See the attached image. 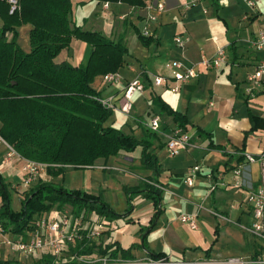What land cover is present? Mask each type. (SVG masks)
<instances>
[{
    "label": "crops",
    "instance_id": "1",
    "mask_svg": "<svg viewBox=\"0 0 264 264\" xmlns=\"http://www.w3.org/2000/svg\"><path fill=\"white\" fill-rule=\"evenodd\" d=\"M70 1L76 26L100 32L111 41H120L128 52L118 70L120 83L108 85L98 76L91 84L92 89L100 97L118 98L128 82L137 78L143 85V90L132 97V112L112 111L105 126L141 139L148 129L145 125L154 116L159 117V132H153L157 141L152 150L162 168L158 176L162 194L160 214L146 233L147 251L163 254L170 264H219L230 258L249 261L257 251L262 253L263 243L247 230L251 214L246 192L262 182L263 168L259 162L238 161V157L242 153L254 157L264 153V76L251 94L247 92L249 76L257 63L264 61V47L257 50L251 44L264 28V0H255L253 8L243 0H137L141 6L96 0ZM158 3L164 5L162 12L156 8ZM149 16L155 20L148 21ZM2 25L0 17V28ZM144 28L152 33L151 37L141 35ZM20 29L29 42L31 26L18 27V36ZM175 37L185 42L183 48L177 47ZM17 43L24 52H29V43L21 45L19 37ZM218 49L224 52L223 61L211 69L202 66L201 60L214 58ZM91 52L90 45L73 39L55 61L86 65ZM172 61L197 74L180 84L177 93L168 89L175 84L171 78L166 86L152 84L153 76H170ZM154 97L184 115L189 122L186 132L190 146L186 150L168 154L165 137L176 126L173 117L152 102ZM197 129L209 138L197 136ZM209 144L215 148L209 149ZM5 153L6 148L0 146V165H5ZM226 154L233 156L230 165H227ZM17 163L19 174L7 168L9 170L1 174L4 179L21 180L22 161L18 159ZM237 163L242 164L239 188L233 186L234 176L230 170ZM194 166L199 167L196 173L192 172ZM73 169L65 167L64 177H70L67 187L100 194L120 215L128 208L122 187L135 186L151 176V171L141 168L139 147L132 153L121 151L115 157L99 159L85 170ZM192 175V185L188 186L185 180ZM211 186L215 187L212 193ZM131 204L132 212L127 219L132 223H127L125 218L104 221L103 245L116 243L128 249L140 243V232H143L140 230L148 227L155 209L152 202L141 195ZM185 214L196 216L195 230L180 222V216ZM224 239L227 252L219 247ZM236 240L238 245H233ZM132 254L135 259L148 258L144 249L133 250Z\"/></svg>",
    "mask_w": 264,
    "mask_h": 264
},
{
    "label": "trees",
    "instance_id": "2",
    "mask_svg": "<svg viewBox=\"0 0 264 264\" xmlns=\"http://www.w3.org/2000/svg\"><path fill=\"white\" fill-rule=\"evenodd\" d=\"M96 1L141 6L137 0ZM17 3L19 9L10 13L8 4L0 0L3 22L0 28V137L22 159L46 164L45 176L52 180L62 176L67 166L75 169L92 167L99 159L115 157L121 151L132 153L138 147L141 168L151 171V176L135 186L122 187L128 208L120 215L100 194L64 189L43 177L25 190L20 208L14 211L5 179L0 174V225L3 231L25 236L35 221L48 217L52 210L59 213L69 206L78 219L89 221L85 231L94 228L91 222L97 221L100 223L97 228L103 229L102 233L106 226L104 221L125 218L127 223H132L127 219L132 212L131 202L141 195L152 202L155 211L148 227L140 230L143 231L140 232V243L123 249L116 243L103 245L98 240L77 241L65 246L61 259L72 264L76 261L75 255L133 260L132 251L144 249L148 258L168 262L163 254L147 251L145 241L146 233L160 214L162 185L158 176L162 168L152 150L157 141L156 134L146 128L143 137L137 139L121 129L105 126L112 111L101 106L96 100L100 94L91 87L96 77L118 72L123 57L128 53L126 47L120 41L105 38L100 32L76 26L70 0H17ZM25 24L31 26L29 52H24L17 43V28ZM139 38L147 44L144 38ZM73 39L91 46L86 65L74 66L67 61H55ZM152 102L173 117L176 128L187 133L189 122L184 115L173 111L158 97H154ZM196 132L197 136L209 138L198 129ZM212 147L215 148L208 145L209 149ZM226 155L227 165H230L233 156ZM238 158V161L244 159L242 154ZM90 215H94V220L88 219ZM260 254L257 251L251 259L256 260ZM41 256L37 260L39 264H63L54 262L48 253ZM0 264L11 263L0 260Z\"/></svg>",
    "mask_w": 264,
    "mask_h": 264
},
{
    "label": "built area",
    "instance_id": "3",
    "mask_svg": "<svg viewBox=\"0 0 264 264\" xmlns=\"http://www.w3.org/2000/svg\"><path fill=\"white\" fill-rule=\"evenodd\" d=\"M9 6V12L13 13L19 9L17 0H4ZM251 8L255 7V0H243ZM158 11L164 10L163 4H156ZM153 16L148 17V21H153ZM141 35L145 38L151 37L152 33L144 28L141 31ZM174 42L179 48H183L185 42L180 37H175ZM252 46L260 50L264 47V28L261 29L251 41ZM224 59V52L221 49L217 50V54L214 58H203L201 60L202 66L206 69L217 67ZM171 74L169 77L156 75L152 78V84L154 86H166L168 79L171 78L175 81L173 86L168 89L177 93L180 90V84L191 80L196 77V73L192 69L183 68V66L176 61L170 63ZM264 76V61H259L255 66L252 74L249 76L248 81L250 87L247 89L248 94H251L252 89L258 87L263 80ZM102 81L108 85H116L120 83L121 76L118 72L107 73L102 76ZM143 85L139 79H134L127 83L125 89L118 98L115 97H98L96 100L102 107L111 111H120L124 114H129L132 110V97L135 92L142 91ZM150 131L159 132V117L154 116L149 123L145 125ZM0 146L6 148L5 159H10L13 156H17L22 161L21 173H22V185L29 187L34 184L41 176L46 173V164L37 163L30 160H25L19 157L15 151L0 137ZM190 146V138L187 133L181 129L175 128L170 135L165 137V147L170 155H175L178 151L186 150ZM247 163L259 162L263 168L264 173V153L259 157H254L249 154H243ZM199 171L198 166H194L193 173ZM242 172V164L237 165L233 170L234 176L233 186L239 188L241 182L238 177ZM192 176L186 178L185 182L188 186L192 185ZM214 186H211V192L214 190ZM246 204L250 208L251 223L248 227V232L255 236L263 243V251L256 260L250 259L244 261L240 258H230L219 264H264V176L262 182L256 186L251 187L246 192ZM57 213V212H55ZM195 215H181L180 222L184 224L188 229L195 230L197 228L195 222ZM87 225L83 224L81 219H78L72 210L63 209L57 213V217L40 218L35 221L33 228L26 233L25 236L16 235L15 240L6 238V234L0 225V241L2 244L8 246L9 250L14 254L33 256L42 255L48 253L54 258V260L61 259L63 256V250L68 244H74L77 241L83 240L97 241L101 235V230L97 227L91 228L87 231L85 229ZM75 257V263L73 264H170L164 259L154 260L150 258H144V260H129L122 259L120 257L110 256H92V257ZM63 264H72L65 263ZM58 263V262H56Z\"/></svg>",
    "mask_w": 264,
    "mask_h": 264
},
{
    "label": "rangeland",
    "instance_id": "4",
    "mask_svg": "<svg viewBox=\"0 0 264 264\" xmlns=\"http://www.w3.org/2000/svg\"><path fill=\"white\" fill-rule=\"evenodd\" d=\"M22 30L23 29H20V31H19V34H20L18 36L19 37V43L21 45H25V44H28L29 42H28L27 35L24 36L22 34ZM131 112H132V110H131ZM17 162H18L17 156H13L10 159H5L4 160V164L7 165V166H10V167H6L5 165H0V174H2L3 172H6L10 168L15 170L16 174H19V171H18L19 163H17ZM7 168H9V169H7ZM20 169H21V163H20ZM85 169H87V168H81V169H75L74 168L73 170L74 171L75 170L81 171V170H85ZM64 174L65 173L63 172L62 176L57 177V178H55L53 180L50 179V178H47V176H45V175H43L41 177H43L44 180H52L54 184L60 185L64 189H69L70 190V188L66 186L67 183H68V182H66L68 180L67 178H70V177H66V175L64 177ZM21 175H22V173H21ZM62 178H64L63 181H62ZM22 180H23L22 176H21V180H18V181L5 179L6 189H7V192L9 194V197H10L11 208L14 211H17L20 208V202L22 201V199L24 197V194L26 192L25 190L28 188V187H24L22 185ZM72 181H73V179H72ZM65 209H67L69 211L72 210L69 206H66ZM51 212H52L51 214L47 215L48 217H52V216L53 217H57V213H55L54 210H52ZM89 218L94 220V215L88 216V219ZM88 223H89V221H87V220H85L83 222L84 225H88ZM91 223H92L93 227H98L97 225L100 224L97 221H94V222H91ZM100 230H103V229H100ZM104 235H105V233L102 232L100 237H99V239H98L99 243H103V236ZM6 238H8L10 240H15L16 239V235H13L11 233H7L6 234ZM226 241L227 240L224 239V241L219 243V247H223V250H225L227 252L228 251V247H227V242ZM237 242H238V240H236V243L233 242V245H235V244L238 245ZM41 257H42L41 255L39 257H37L36 255L25 256V255L14 254V253H12L9 250L8 246H6L5 244H2L1 241H0V260H6V261L10 262L11 264H39L37 260H39ZM137 260H144V258H140V259H137ZM54 262H62V259L54 260Z\"/></svg>",
    "mask_w": 264,
    "mask_h": 264
}]
</instances>
